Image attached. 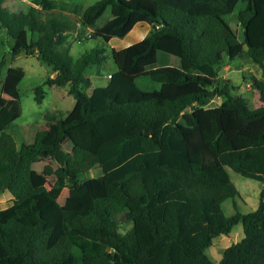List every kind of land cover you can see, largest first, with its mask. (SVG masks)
<instances>
[{"label":"trees","instance_id":"trees-1","mask_svg":"<svg viewBox=\"0 0 264 264\" xmlns=\"http://www.w3.org/2000/svg\"><path fill=\"white\" fill-rule=\"evenodd\" d=\"M56 6L33 0L27 12H10L0 0L12 59L38 53L51 67L36 100L46 84L75 97L66 115L47 113L21 147L7 131L20 115L0 97V193L13 195L0 208V264H212L207 249L238 223L245 236L220 264H264V0H97L73 13ZM139 22L151 31L112 47L117 69L89 93L90 74L108 54L96 46L74 59L69 33L90 27L91 37L109 41ZM238 59L261 68L260 76L243 74L259 92L256 108L221 74ZM4 66L1 89L19 99L21 77L3 75ZM214 95L222 102L206 106ZM46 159L42 171L34 167ZM227 167L263 183L256 209L225 214L222 203L231 198L238 209L240 196ZM65 188L91 197L61 204Z\"/></svg>","mask_w":264,"mask_h":264},{"label":"rangeland","instance_id":"rangeland-1","mask_svg":"<svg viewBox=\"0 0 264 264\" xmlns=\"http://www.w3.org/2000/svg\"><path fill=\"white\" fill-rule=\"evenodd\" d=\"M57 9L71 10L74 12L75 6L86 7L97 0H55ZM33 0H2V5L6 6L10 12H27L32 5ZM236 12V11H235ZM229 15L232 26L238 31L239 38L242 39V28ZM110 15L108 9L103 17V20ZM100 21L99 23H101ZM80 27V26H79ZM151 31V26L147 22H139L125 37H113L111 40L106 41L102 37H91L93 34L92 28L85 29L83 34L79 31L69 33L68 40L71 42L70 55L76 59L79 55L87 50L99 46L105 47L108 54L107 60L100 67L99 71L90 74L93 85L88 89L90 93L92 88L96 85H105L108 82V75L117 69V64L112 57V47L122 48L135 41L140 40ZM13 44V38L8 32V28L0 21V61L5 62L2 74L7 72H14L19 74L21 82L19 84L20 98H12L4 94L0 86V97L3 98L5 106L17 111L19 117L15 119L8 127L7 131L11 133L16 141L18 147L23 143L33 142L36 132L42 128L46 123V114L50 112H58L61 116L67 114L68 110L72 109L75 104V97L69 93L68 87H60L56 85H44L46 90L45 98L42 102H38L35 98V87L42 84L46 77L51 74V67L40 60L37 54L21 53L12 59L10 53ZM240 59V58H239ZM234 60L226 63L222 69L221 74L233 80L234 85L237 87L235 92L243 95L249 102L251 108H256L261 105L259 92L251 79H244L243 74L248 77L252 74L260 76L261 68L258 64L244 59ZM13 69V71H11ZM222 96L214 95L206 99V106H215L222 102ZM190 110V109H187ZM59 115V117H60ZM65 150L72 149V143L66 139L62 143ZM75 155V160L81 158L80 154ZM50 160H42L36 162L34 167L42 171L44 165ZM56 166V163H53ZM230 178L236 188L239 190L240 196L236 197L238 202V209L235 208L234 200L229 198L222 203L223 210L227 216L234 215L237 210L242 212H249L256 209L260 201V192L263 188V183L259 180L243 176L231 167H227ZM95 174L88 172L83 175L84 178ZM55 176H49V181L53 182ZM49 185V183L47 184ZM100 193H96L99 195ZM91 195L82 190H71L65 188L59 196L61 204H71L81 202L90 198ZM13 201V195L9 190L0 193V208L9 206ZM120 224L123 228L127 229L132 225V222L127 220L124 215L119 216ZM245 236L242 223L234 225L232 231L227 235H220L216 237L213 244L207 249L208 255L212 259V264H220L224 255L225 248L230 244L241 240Z\"/></svg>","mask_w":264,"mask_h":264},{"label":"crops","instance_id":"crops-1","mask_svg":"<svg viewBox=\"0 0 264 264\" xmlns=\"http://www.w3.org/2000/svg\"><path fill=\"white\" fill-rule=\"evenodd\" d=\"M35 54H37V55H38V53H35ZM51 75H53V73H51ZM108 77H109V75H108Z\"/></svg>","mask_w":264,"mask_h":264}]
</instances>
